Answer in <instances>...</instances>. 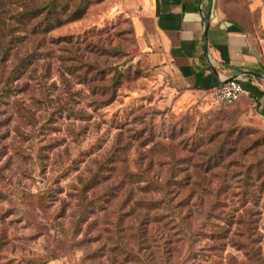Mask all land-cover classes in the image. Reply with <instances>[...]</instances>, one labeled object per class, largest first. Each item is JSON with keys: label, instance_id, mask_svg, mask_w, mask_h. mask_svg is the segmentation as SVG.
<instances>
[{"label": "rangeland", "instance_id": "rangeland-1", "mask_svg": "<svg viewBox=\"0 0 264 264\" xmlns=\"http://www.w3.org/2000/svg\"><path fill=\"white\" fill-rule=\"evenodd\" d=\"M214 4L244 30L264 62V0ZM121 6L122 0H0V29H14L13 37L0 36L12 48L8 61H0L2 84L3 65H26L0 93V264H110L116 240L128 237L134 223L132 201L123 206L126 198L117 191L121 176L152 157L191 156L181 150L209 139L228 152V185L212 188H228V215L234 223H253L264 260V184L254 185L259 171L264 182V127L248 108L219 110L205 98L180 99L172 80L143 60ZM44 120L49 128L37 135ZM156 143L169 152L150 155ZM205 149L194 159L210 158L214 167L220 155L214 150L206 157ZM103 161L105 182L95 173ZM245 186L255 191L243 207ZM47 189L51 205L40 208L37 196ZM81 214L86 219L78 224ZM124 251L117 250L118 262ZM233 258L248 262L231 247L183 253L176 261L231 264Z\"/></svg>", "mask_w": 264, "mask_h": 264}, {"label": "trees", "instance_id": "trees-1", "mask_svg": "<svg viewBox=\"0 0 264 264\" xmlns=\"http://www.w3.org/2000/svg\"><path fill=\"white\" fill-rule=\"evenodd\" d=\"M82 15L83 12H80L70 21H75ZM2 23L3 20L0 21V27ZM52 30L53 28L47 32ZM13 34L12 25L0 29V36L3 38L13 37ZM11 49L0 42L1 62L8 61ZM81 64H79L80 67L84 68L85 65ZM25 66L23 63L14 68H7L3 65V68L7 69V76L3 84L0 80V93L6 91L19 79V74ZM225 108L215 107L219 110ZM46 125L44 120L36 130L37 135L43 134L45 129L49 128ZM213 142V139H209L207 145L198 144V146L181 150L183 153L191 155L184 158L175 157L173 154L168 157V160L167 156L158 159L149 158L146 163H137L134 172H127L121 176L117 191L119 196L122 195L126 198L121 201L124 202L123 206L126 202L132 201L131 210L134 223L129 228L128 237L123 236L116 240L108 263L179 264L176 258L183 253L188 252V255L196 256L199 250L219 253L231 247L248 259V262L239 263L233 258L231 264H264L253 223L243 220L234 223L232 216L228 215V188H212L216 183L228 185V166H225L223 159L228 157V152L227 156L223 155L224 145L214 149L211 146ZM155 148L149 151L150 155L154 156L157 149L162 151L161 154L169 152L160 143H156ZM203 148L206 149L201 154L206 157L214 150L219 153L221 159L214 167L210 158L206 161L194 159L193 154L195 155L198 150ZM213 168L220 169L222 175L210 173ZM93 171L89 170V173L92 175ZM104 171V161L96 162L95 173L101 178L100 181L105 182V178L102 176ZM262 176V172L259 171L254 185L264 184L263 181L261 182ZM100 178L95 179L94 183ZM247 181L248 185L250 182L248 179ZM246 186L243 193L239 194L243 207L249 197H254L251 193L255 191V189L247 190ZM51 196L49 189L44 190L37 196V205L40 208H49ZM85 199L84 194L81 195L79 204L83 203ZM83 208L85 209L80 206L79 210ZM78 219V224L84 222L85 214H81ZM204 242L206 245L201 246ZM118 249L125 250L120 262L116 256Z\"/></svg>", "mask_w": 264, "mask_h": 264}, {"label": "crops", "instance_id": "crops-1", "mask_svg": "<svg viewBox=\"0 0 264 264\" xmlns=\"http://www.w3.org/2000/svg\"><path fill=\"white\" fill-rule=\"evenodd\" d=\"M121 10L143 60L172 80L180 99L205 98L211 88L236 78L251 95L235 106L248 108L264 127V62L214 0H122Z\"/></svg>", "mask_w": 264, "mask_h": 264}, {"label": "built area", "instance_id": "built-area-1", "mask_svg": "<svg viewBox=\"0 0 264 264\" xmlns=\"http://www.w3.org/2000/svg\"><path fill=\"white\" fill-rule=\"evenodd\" d=\"M250 95V90L245 88L239 79L234 78L208 90L205 99L214 107L225 108Z\"/></svg>", "mask_w": 264, "mask_h": 264}]
</instances>
